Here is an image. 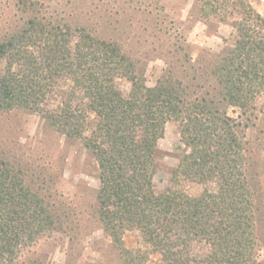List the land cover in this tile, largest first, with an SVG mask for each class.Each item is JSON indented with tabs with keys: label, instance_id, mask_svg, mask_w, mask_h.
<instances>
[{
	"label": "trees",
	"instance_id": "obj_1",
	"mask_svg": "<svg viewBox=\"0 0 264 264\" xmlns=\"http://www.w3.org/2000/svg\"><path fill=\"white\" fill-rule=\"evenodd\" d=\"M231 7L238 12L233 47L195 58L182 49L149 87L143 65L120 43L74 27L43 0H0V117L38 115L82 143L98 170L95 219L125 264H147L150 255L159 256L156 264H264L258 151L245 136L242 143L229 115L240 110L252 122L264 110V17L238 0H196L193 12L225 21ZM171 121L189 148L175 181L214 183V190L155 191L158 143ZM59 220L0 154V264H43L26 254ZM131 232L149 252L132 254ZM198 243L205 254L194 253Z\"/></svg>",
	"mask_w": 264,
	"mask_h": 264
},
{
	"label": "rangeland",
	"instance_id": "obj_2",
	"mask_svg": "<svg viewBox=\"0 0 264 264\" xmlns=\"http://www.w3.org/2000/svg\"><path fill=\"white\" fill-rule=\"evenodd\" d=\"M49 10L67 19L74 27H87L100 38L120 43L123 49L139 60L145 70L146 84L155 86L168 66L176 65L184 49L194 58L203 52L219 54L233 47L237 36L234 22L238 12L231 7L226 20L203 19L194 14L196 0H43ZM250 5L264 17V0H238ZM124 92L130 83L119 80ZM229 115L239 125L242 143L253 144L255 159L264 188V110L252 122L244 113L230 109ZM244 123L250 127L244 128ZM179 122L166 124L158 143L154 189L164 193L179 189L199 196L216 185L175 181L179 167L189 148L183 143ZM0 154L16 169L22 170L32 189L39 192L52 210L58 213V229L30 249L26 258L43 264H125L118 251L95 219L99 189L98 170L82 143L53 131L38 115L14 111L0 117ZM126 247L133 255L147 253L138 232L125 235ZM195 254H205L204 244L193 246ZM264 258V248L260 250ZM159 256L150 255L147 264H156Z\"/></svg>",
	"mask_w": 264,
	"mask_h": 264
}]
</instances>
